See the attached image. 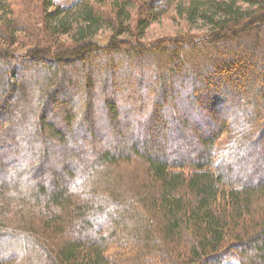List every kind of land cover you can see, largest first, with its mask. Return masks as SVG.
<instances>
[{"label": "trees", "instance_id": "trees-1", "mask_svg": "<svg viewBox=\"0 0 264 264\" xmlns=\"http://www.w3.org/2000/svg\"><path fill=\"white\" fill-rule=\"evenodd\" d=\"M130 2L0 0V264H264V0Z\"/></svg>", "mask_w": 264, "mask_h": 264}, {"label": "rangeland", "instance_id": "rangeland-1", "mask_svg": "<svg viewBox=\"0 0 264 264\" xmlns=\"http://www.w3.org/2000/svg\"><path fill=\"white\" fill-rule=\"evenodd\" d=\"M177 1L179 0H131L130 4L127 5L131 11V17H130L131 20L129 21L130 29L129 30L127 29L128 32L127 31L123 32L122 36L131 37V36L136 35L142 40V42L148 43L154 40H159L161 38L174 37L176 35H185V36L201 35L202 33L206 32L207 27H205V25L201 21L189 22V21H185L183 16L181 17L178 16L177 9H176V4L178 3ZM150 10L155 11L156 16L154 17H156V19L153 20L149 25H147L144 28H142V26L136 27V23L138 19L137 17L146 14V12ZM39 27H40V24L38 25V29ZM108 30H109L108 28H102L101 30H98L99 33L96 35L95 38L105 39L110 33V31ZM209 99L204 98L203 100L205 102L210 103ZM14 115H16V119H17L18 114H16L15 112ZM8 123L10 125L14 124V122H11V121H9ZM10 129L12 131H8V132L15 131L14 127H11V128L9 127L8 130ZM15 137L16 136H14V138ZM75 142L79 146L86 145V143L84 142H77V141ZM95 148L96 147H94L93 150ZM88 153H89V150H88ZM22 169L27 170V168H22ZM51 170L53 171L55 169L53 168ZM44 178H45L44 176L39 175L35 177V179L33 180L35 183H39V182H42ZM34 182L32 181L31 185H33ZM16 248L17 249L22 248V244H19V246H15L13 250L14 249L16 250Z\"/></svg>", "mask_w": 264, "mask_h": 264}]
</instances>
